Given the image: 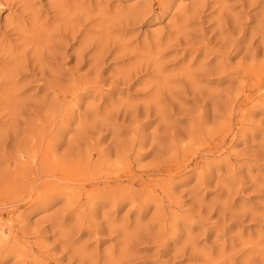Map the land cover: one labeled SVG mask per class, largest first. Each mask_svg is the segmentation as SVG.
<instances>
[{
	"label": "rangeland",
	"instance_id": "1",
	"mask_svg": "<svg viewBox=\"0 0 264 264\" xmlns=\"http://www.w3.org/2000/svg\"><path fill=\"white\" fill-rule=\"evenodd\" d=\"M0 264H264V0H0Z\"/></svg>",
	"mask_w": 264,
	"mask_h": 264
}]
</instances>
